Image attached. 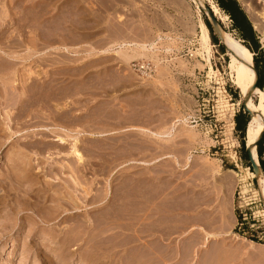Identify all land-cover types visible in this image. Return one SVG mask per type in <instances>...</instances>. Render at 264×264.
<instances>
[{
    "label": "rangeland",
    "instance_id": "rangeland-1",
    "mask_svg": "<svg viewBox=\"0 0 264 264\" xmlns=\"http://www.w3.org/2000/svg\"><path fill=\"white\" fill-rule=\"evenodd\" d=\"M237 1L264 53L262 3ZM201 7L228 34L223 43L214 32L210 39ZM0 19V164L9 171V159L33 161L27 175L18 165L14 172L22 170L0 188V264H264V176L257 179L242 158L235 122L250 86L230 70L232 44L243 42L215 0H0ZM122 42L140 46L126 49L135 51L129 62L105 52ZM142 59L157 64L153 78L132 69ZM260 116L257 102L249 125L251 138L256 126L254 140ZM133 142L176 149L184 189L194 183L200 194L206 176L186 169L192 155L233 169L238 220L242 205L246 225L227 238L183 234L175 243L181 258L129 252L126 202L119 198ZM214 142L225 147L212 156ZM262 158L264 166V152Z\"/></svg>",
    "mask_w": 264,
    "mask_h": 264
},
{
    "label": "crops",
    "instance_id": "crops-1",
    "mask_svg": "<svg viewBox=\"0 0 264 264\" xmlns=\"http://www.w3.org/2000/svg\"><path fill=\"white\" fill-rule=\"evenodd\" d=\"M131 147L126 176L122 177L125 179V198H119L120 202H126L129 252L137 253L139 259L181 258L175 243L183 234L192 233L198 238V231L202 230L207 236H233L238 226V175H234L233 169H223L218 159L204 158L200 161L198 157L188 154L185 160L189 155L193 159L190 164L186 163V169L206 176L205 190L200 194L198 185L194 183L184 189L183 159L176 149L162 146L151 148L150 142H133ZM214 169L215 174L212 172ZM223 202L225 208L222 207ZM160 252L164 254L160 255Z\"/></svg>",
    "mask_w": 264,
    "mask_h": 264
},
{
    "label": "trees",
    "instance_id": "trees-1",
    "mask_svg": "<svg viewBox=\"0 0 264 264\" xmlns=\"http://www.w3.org/2000/svg\"><path fill=\"white\" fill-rule=\"evenodd\" d=\"M217 6L220 10H222L232 21L233 24V30H235L238 35L240 36V40L243 42V46L245 49L250 53V56L248 58V61L246 63V69L249 72L250 75V84L253 88H256V73L254 70L257 71V74L259 76V89L264 91V53L260 50V44L257 39V34L247 18L244 11L241 9L239 3L237 0H215ZM201 9L204 10L203 7ZM206 27L210 31L212 41L215 42L216 36L213 33V30L211 28V25L208 20H205ZM260 57V58H258ZM238 83L240 85H243V83L238 80ZM240 93H244V91L240 90ZM238 97V94L236 93V98ZM254 97L257 98V102L259 99V94L256 93L252 88L249 90H246L244 98L247 101L243 103V109L247 113V115L250 117V114L255 111L257 102L254 101ZM250 112V114H249ZM235 122H236V129L240 132V138H241V145H242V158H244L245 161H247L249 167L252 170V166L249 160L248 152L246 150V144L249 146L250 151L252 149V143L249 140V138L246 137L247 132L250 130V119L243 113V111H240L235 116ZM260 131L256 133L255 138V144L256 146V159L255 163L258 164V166L261 167V169L264 171V166L262 164V156H263V149H264V111L262 113V119L260 124ZM252 154V153H251ZM260 161V164H259ZM264 189V188H262Z\"/></svg>",
    "mask_w": 264,
    "mask_h": 264
},
{
    "label": "bare ground",
    "instance_id": "bare-ground-1",
    "mask_svg": "<svg viewBox=\"0 0 264 264\" xmlns=\"http://www.w3.org/2000/svg\"><path fill=\"white\" fill-rule=\"evenodd\" d=\"M200 1V0H199ZM260 3H262V5H263V7H264V0H258ZM246 5V4H245ZM204 10H205V12H206V14L208 15V16H214V14L208 9V8H204ZM4 16V15H3ZM215 17V16H214ZM263 18H264V13H263ZM1 20V19H0ZM3 20V19H2ZM203 24V23H202ZM0 26H1V21H0ZM198 27H201L202 25H201V20L198 22V25H197ZM218 30H219V32H220V38H221V43H223V40H227V37H229L228 36V34L224 31V29H222L221 27H218ZM202 32H203V41L205 42V40H208L209 41V34L208 33H205V31H203V29H202ZM15 36V35H14ZM145 45V44H144ZM132 46H133V49L134 48H136V47H138V45L137 44H129V43H121L120 45H115V49L113 50V47L112 46H110L111 48H108V50H106L105 52H113L114 54H117V55H120L121 57H123L125 60H126V62L128 61V60H130V59H134V50L132 49H128V50H130V52H131V54L129 55V53H128V55L126 54L127 52L126 51H128V50H126L127 48H132ZM150 46V45H149ZM140 47V46H139ZM138 47V48H139ZM138 48H136V50H140V49H138ZM141 48H143L142 46H141ZM146 48H148V47H146ZM1 50V49H0ZM134 51V52H133ZM144 51V50H143ZM146 51V50H145ZM104 52V53H105ZM133 52V53H132ZM208 52V55L206 56L207 57V63H209V64H211V57H212V51L209 49V51H207ZM232 52H233V54L235 55V58H233V61H232V63L230 64V70H234V71H236L237 72V74H238V76H239V78L241 79V80H243L244 82H247V84L250 86V88H252L256 93H258V94H260L261 96H260V98H259V102H258V109L261 111V116H260V119H261V117H262V113H263V111H264V95H262V93H261V91H259V90H257L256 88H253L252 86H251V84H250V81H249V79H250V75H249V72H248V70L246 69V63H247V61H248V58H249V56H250V53L245 49V47L243 46V45H241V44H239L238 42H234L233 44H232ZM139 53V52H138ZM147 53V52H146ZM135 57H138V56H135ZM1 59V58H0ZM4 60V59H3ZM238 60H241L243 63H242V66L239 68V69H235V66H234V63H235V61H238ZM1 62H2V60H1ZM129 62V61H128ZM9 67V66H8ZM10 68V67H9ZM3 69V68H2ZM25 70V69H24ZM1 71V70H0ZM4 71H5V69H4ZM25 72V71H24ZM0 74H2V73H0ZM4 74V73H3ZM13 76V75H12ZM3 77H4V75H3ZM3 77H1V78H3ZM1 78H0V83L2 82L1 81ZM4 83V81L2 82V84ZM18 83V82H17ZM1 84V85H2ZM5 84V83H4ZM3 87H5V85L3 86ZM1 90V89H0ZM9 92V91H8ZM11 92H12V90H11ZM2 93V92H1ZM10 93V92H9ZM11 94V93H10ZM12 94H14V93H12ZM11 94V96H13ZM15 95V94H14ZM16 98V97H15ZM249 114H250V112H249ZM187 120V119H186ZM186 120H178L177 122H183V123H186ZM256 123V120L254 119L253 120V124H255ZM259 125H260V122L258 123ZM255 126V125H254ZM252 129V128H251ZM250 129V130H251ZM0 132H2V131H0ZM250 131H248L247 132V135H248V137L250 138V141H251V143H252V153H253V155H254V158L256 159V144H255V140H254V137H255V132H256V126L254 127V133H252V136H253V138H251L250 137V133H249ZM167 134V133H166ZM155 135H156V133H155ZM157 135H160V134H157ZM1 136H2V134H1ZM58 138V137H57ZM57 140H59V142L61 141V142H65L64 141V139L63 138H58ZM0 142H2V141H0ZM60 142V143H61ZM74 145V144H73ZM74 147V146H73ZM74 149V148H73ZM75 151V150H74ZM62 153V152H61ZM75 153V152H74ZM80 153V152H79ZM77 154V153H76ZM77 156V155H76ZM79 156V155H78ZM80 157V156H79ZM81 158V157H80ZM16 159V158H15ZM19 159V161L21 162V160H20V158H18ZM22 159V158H21ZM78 159V158H77ZM84 160V159H83ZM6 161V160H5ZM22 161H25V162H23L22 164L24 165L25 164V168H22V167H24L21 163L20 164H15V165H13L15 162L13 161V162H11V160L9 159V171H6L7 170V168L6 169H3V171H2V166H3V164H2V166H1V164H0V166H1V171H0V188H1V190L2 189H4L5 187H4V182L5 181H7V180H9L8 178H10V180H12V178L13 177H16L15 175H13V172L18 168L19 169V166L18 165H22V169H24V171H26V173H24L25 175H27L28 174V172H30V171H27L28 170V167H31L32 166V162L33 161H30V159H28V158H23V160ZM78 161H79V159H78ZM2 162V161H1ZM4 162V161H3ZM16 162H18V161H16ZM6 163H8V162H6ZM12 163V164H11ZM6 167V166H5ZM4 168V167H3ZM69 168V167H68ZM22 169H20V170H17L18 172H20ZM27 169V170H26ZM4 170H5V172H4ZM215 170V169H214ZM14 172V174L16 173V174H18V172ZM23 171V172H24ZM6 172H8V173H6ZM233 172V171H232ZM234 175L236 176L237 174L234 172ZM18 176V175H17ZM231 176H233V175H231ZM261 176V175H260ZM264 176V175H263ZM221 177V176H220ZM258 178H260L259 176L257 177V179ZM262 178V177H261ZM15 180H16V178H14ZM18 179V178H17ZM10 180L8 181V182H10ZM15 180H13V181H15ZM229 180V179H228ZM262 180H263V182H264V179L262 178ZM233 181H234V179H233ZM18 182V181H17ZM225 183H226V180L224 181ZM223 182V183H224ZM230 182H232L231 180H230ZM229 182V183H230ZM19 183V182H18ZM222 183V184H223ZM10 184H13V182L12 183H10ZM227 184V183H226ZM235 184V183H234ZM7 185V184H6ZM228 185V184H227ZM232 185V184H231ZM229 187H230V184L228 185ZM227 186V187H228ZM231 188H233V187H231ZM228 189V188H227ZM11 194V193H10ZM9 198V197H8ZM4 199V198H3ZM2 202H4L5 203V201L3 200ZM1 203V202H0ZM76 204H78V203H76ZM224 204H225V202H223V208H225V206H224ZM227 205H228V203H227ZM226 205V206H227ZM10 208V207H9ZM15 208V207H14ZM12 211H13V214L15 215V216H17L16 214H18V213H15V209H13V208H10ZM227 209V208H226ZM226 209H224V210H226ZM10 212V211H9ZM226 212H227V210H226ZM224 215V214H223ZM8 216V215H7ZM226 217H228V215L226 216ZM225 217V218H226ZM231 219V218H230ZM11 220V219H10ZM228 220V219H227ZM227 220H224V221H226L227 222ZM43 221V220H42ZM230 221V220H229ZM223 223H225V222H223ZM228 223V222H227ZM227 223H225L227 226H229V224H227ZM21 224V223H20ZM224 225V224H223ZM225 225V226H226ZM10 226V225H9ZM225 226L223 227L224 229H226L225 228ZM226 226V227H227ZM232 226V225H231ZM223 228H222V230H223ZM228 229V228H227ZM223 232H225V231H223ZM236 237V236H235ZM238 238V237H237ZM240 240V239H239ZM243 240V239H242ZM245 241V240H244ZM249 243H251V242H249ZM253 244V243H252ZM53 251V250H52Z\"/></svg>",
    "mask_w": 264,
    "mask_h": 264
},
{
    "label": "built area",
    "instance_id": "built-area-1",
    "mask_svg": "<svg viewBox=\"0 0 264 264\" xmlns=\"http://www.w3.org/2000/svg\"><path fill=\"white\" fill-rule=\"evenodd\" d=\"M130 65H132V69L137 72L140 78H146V79H150L154 77V74L156 72V65L154 64V62L150 61V60H143L140 62H136V63H131ZM215 144L212 146V151L210 148L209 152H212V156L218 154L219 151L222 150V148H224V143H220V142H214ZM238 146H239V142H237ZM235 147V146H234ZM240 185V184H239ZM239 185L237 187V189H239ZM241 192H239L240 195ZM238 210L240 211V221L238 220V229H240L239 227H243L245 224V221H248L249 218V214L247 213V210L244 209V206L239 205L238 206ZM255 221V220H254ZM256 223V222H254ZM251 224L249 226V229L254 231V227L256 226L255 224ZM258 223V221H257ZM260 229L264 230V210H262V220L260 222ZM248 228V227H247ZM259 229V228H257ZM260 235L264 236V232L260 233Z\"/></svg>",
    "mask_w": 264,
    "mask_h": 264
},
{
    "label": "water",
    "instance_id": "water-1",
    "mask_svg": "<svg viewBox=\"0 0 264 264\" xmlns=\"http://www.w3.org/2000/svg\"><path fill=\"white\" fill-rule=\"evenodd\" d=\"M208 16V15H207ZM208 21L211 25V28L213 30V32L215 33V35L220 39V42H221V38H220V32L218 30V27H221L220 24L218 23V21L215 19L214 16H208ZM254 70H255V73H256V88L259 89V76L257 74V71L255 69V66H254ZM247 99V98H246ZM246 99H243V103H245L247 100ZM243 113L250 119V117L247 115V113L245 112L244 109H242ZM257 146V145H256ZM246 150L248 152V156H249V160H250V163H251V166H252V170H253V173L255 174L256 177H258L259 175H264L262 169L260 166H258V164H256L254 162V160L252 159V154H251V151H250V148L249 146L246 144Z\"/></svg>",
    "mask_w": 264,
    "mask_h": 264
}]
</instances>
